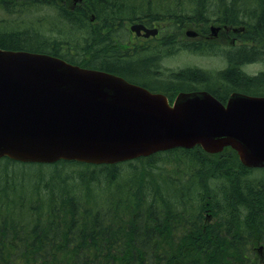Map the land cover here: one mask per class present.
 <instances>
[{"label":"trees","instance_id":"1","mask_svg":"<svg viewBox=\"0 0 264 264\" xmlns=\"http://www.w3.org/2000/svg\"><path fill=\"white\" fill-rule=\"evenodd\" d=\"M7 1L55 5L60 29L87 35L74 40L61 32L49 41L17 26L0 29L3 49L54 53L166 89L204 86L220 98L234 89L264 92V71L254 78L243 71L264 62V0ZM125 20L159 24L164 38L158 47L124 52ZM212 21L243 28L236 35L242 44L227 51L228 66L218 77L186 68L171 82L160 79L156 54L172 49L170 35L194 22L207 30ZM0 264H264V168L245 166L231 147L215 154L175 148L114 164L1 157Z\"/></svg>","mask_w":264,"mask_h":264},{"label":"water","instance_id":"2","mask_svg":"<svg viewBox=\"0 0 264 264\" xmlns=\"http://www.w3.org/2000/svg\"><path fill=\"white\" fill-rule=\"evenodd\" d=\"M196 144L232 145L244 164L264 166V97L235 93L225 106L207 92L182 93L171 106L117 75L0 48V157L114 163Z\"/></svg>","mask_w":264,"mask_h":264},{"label":"rangeland","instance_id":"3","mask_svg":"<svg viewBox=\"0 0 264 264\" xmlns=\"http://www.w3.org/2000/svg\"><path fill=\"white\" fill-rule=\"evenodd\" d=\"M48 1V0H47ZM36 5H32L31 2H29V6L24 7L20 5L19 7L14 6L12 2H1L0 0V29L2 30H12L15 29H23L27 26H30L34 28L39 33L43 34L44 37L48 38V40H57L58 38L62 39L64 34H60L61 32H66L65 35L71 36L74 40H80L82 37L87 35L86 30L78 31L77 29L68 28V30L63 31L60 29L63 24H60L62 21L60 20L61 17L59 16L58 9L55 5L49 6V3H41L36 2ZM21 8H24V10H21ZM91 21V20H90ZM93 24H97L98 20L96 19L95 15V21H91ZM211 23H217L215 21L210 22ZM218 24V23H217ZM124 27L127 29V26H129V22L124 21ZM66 26V25H65ZM201 26V25H200ZM198 31H200V35L197 38H191L186 35L185 28L182 29L180 35L171 36L172 39V48L174 50H170L167 52L168 55H165L162 57L158 56L157 59H159V70L160 74L158 77L160 78H167L169 75H179L181 70H183L186 67H200L204 69L205 71L210 73L211 77H218L219 71L223 67H225L226 62L224 57L221 55V53L214 54V53H207L206 50L203 49L205 53H194L189 50L179 49L177 50L176 46H182L184 43H192V40H207L208 37L205 35L203 31H201L198 27H194ZM71 38V39H72ZM67 39V38H66ZM68 43L70 40H68ZM177 41V42H176ZM213 42H218V46H215L216 48H212L215 51H223L225 49H229L233 45V39L232 37L228 36L224 30L220 31L219 37H217L215 40H210ZM68 43L66 46H68ZM170 43V44H171ZM160 44V43H159ZM155 45V47H158V45ZM242 43H239V45ZM113 46V45H112ZM166 46V45H165ZM204 47L205 44L203 45ZM167 47V46H166ZM165 47V48H166ZM164 48V49H165ZM168 48V47H167ZM166 48V49H167ZM163 50L164 53L165 50ZM73 53L75 52L73 49L70 50ZM126 50H124L125 52ZM145 52H142L138 56H143ZM136 56V57H138ZM145 56V55H144ZM135 56H132V58H136ZM245 74H248L252 78L257 77L260 75L262 71H264V62L263 61H257L251 64H248L244 67ZM197 88H203L202 86ZM178 91L173 92V95L177 94ZM264 94V92L260 93V95Z\"/></svg>","mask_w":264,"mask_h":264},{"label":"flooded vegetation","instance_id":"4","mask_svg":"<svg viewBox=\"0 0 264 264\" xmlns=\"http://www.w3.org/2000/svg\"><path fill=\"white\" fill-rule=\"evenodd\" d=\"M226 32V34L228 35V36H230V37H232L231 36V34H230V31H225ZM220 34V33H219ZM144 41H145V38H143V39H141V41H140V44L141 45H143V43H144ZM127 44L129 45V42L128 41H124V45L127 47ZM136 45L137 44H135L134 43V48L136 47ZM127 52L129 51V50H126ZM125 51V52H126ZM129 54H130V52H128ZM224 55V57H225V61H227V58H226V56H227V53H224L223 54ZM156 59H157V54H156ZM157 60H159V59H157ZM157 71V74H159L160 73V70H159V68L156 70ZM172 76H170L169 75V77H167V78H160V79H162L163 81H165V82H171V81H173L172 80ZM135 81V80H134ZM135 82H138L139 84H142V85H144V86H146V87H148V88H150V89H152V90H159V91H163V92H165V93H167V94H173V92H175L176 90L178 91H180L182 88H179V87H175V86H172V87H170L169 89L167 88L166 89V87L165 88H163V87H156V86H154V85H152V83H148V82H142V81H135ZM186 89H188V88H186Z\"/></svg>","mask_w":264,"mask_h":264}]
</instances>
